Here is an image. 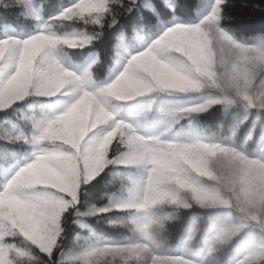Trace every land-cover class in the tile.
Segmentation results:
<instances>
[{
  "label": "clouds",
  "instance_id": "1",
  "mask_svg": "<svg viewBox=\"0 0 264 264\" xmlns=\"http://www.w3.org/2000/svg\"><path fill=\"white\" fill-rule=\"evenodd\" d=\"M46 3L0 0L32 23L20 38H0V111L28 98L38 105L15 110L23 129L0 132L26 149L23 164L0 183V264H183L169 253L166 234L194 207L225 210L207 237L209 255L246 241L236 264H264V32L237 37L231 0H200L189 19L178 17V0H161L170 16L157 19L155 38L135 52L117 38L119 66L100 79L99 51L82 63L72 52L99 40L137 0L123 11L110 7L120 0H68L48 16ZM132 32L139 38L135 26ZM137 98L133 119L122 118L124 102ZM213 108L240 110L226 139L201 132L199 114ZM257 128L252 156L246 145ZM102 173L116 190L102 204L82 200ZM91 218L128 236L105 242L84 234ZM72 225L81 231L70 234ZM197 232L193 215L183 243Z\"/></svg>",
  "mask_w": 264,
  "mask_h": 264
},
{
  "label": "trees",
  "instance_id": "2",
  "mask_svg": "<svg viewBox=\"0 0 264 264\" xmlns=\"http://www.w3.org/2000/svg\"><path fill=\"white\" fill-rule=\"evenodd\" d=\"M37 2L43 3L44 0H37ZM67 2L68 0H47V3L44 4L43 14L45 16L53 14L60 6ZM130 2L131 0H120L119 4L112 3L110 7L120 10L122 4ZM231 2L233 7L229 9V13L234 19L229 24L237 37L243 36L248 39H255L260 33L264 32V12H259L253 7L254 5L264 7V0H231ZM140 3L141 0H137V5ZM199 3L200 0H178L179 7L176 9L178 17L183 19L193 17ZM166 10L168 16L161 17L154 9L149 10L139 6L133 7L126 15L120 16L119 22L115 26L105 28L99 40L94 41L92 45L84 49L73 50L72 60L82 63L90 52L94 50L99 51L104 63L98 70V77L100 79L109 78L117 66L116 54L112 47L117 38H122L123 45L128 51L141 50L144 43L155 38L157 34V19L163 21L169 18V10ZM18 11L19 9L17 8L9 10L0 8V17L9 16L15 21L14 24L0 23V38L6 35L20 38L31 30L32 23L30 21H25L15 16ZM133 26L138 29L139 38L133 34ZM30 104L33 105V108L38 107L34 98H28L7 110L0 111V132L23 129V122L18 120L14 113L16 109L28 111ZM250 111L254 112L255 110ZM239 114L240 110L236 108L231 109L227 113H221L218 108H213L199 114V119L204 125L201 129L202 134L226 139L229 134L230 123ZM249 123L250 121L246 122L245 127L240 130L236 138H244ZM259 139V128H257L253 138L247 144L250 151L256 147ZM25 153L26 149L24 146L0 139V183L10 178L14 171L23 164ZM116 188V183H107L106 173H102L101 176L85 186L86 191L82 196V200H90L97 204H102L106 201L107 194L114 192ZM193 215L198 218V232L193 240L185 244L182 238L189 217ZM86 224L88 227L83 229L84 234H87L91 230L98 239L105 242L123 241L128 236L126 231L107 227L103 223H98L95 218L87 219ZM215 225L216 223L211 219V213L208 210L195 207L189 210H182L179 219L168 225L166 235L169 253L181 255L186 260L196 263L217 261L218 264H236V261L244 255L248 248L241 241H235L231 245L220 248L209 255L207 237L216 227ZM73 231L81 230L72 225L69 233L71 234Z\"/></svg>",
  "mask_w": 264,
  "mask_h": 264
},
{
  "label": "rangeland",
  "instance_id": "3",
  "mask_svg": "<svg viewBox=\"0 0 264 264\" xmlns=\"http://www.w3.org/2000/svg\"><path fill=\"white\" fill-rule=\"evenodd\" d=\"M148 42H150V41H148ZM148 42H146V43H148ZM146 43H144V45ZM136 51H139V49H136ZM134 52H135V50H134ZM118 66L119 65L117 63L116 69L118 68ZM192 95H193L194 98H196V97H199L200 95H203V93H196V94H192ZM140 99L141 98H137L136 100H133V101L124 102V106H123V108L121 110V113H120L121 117L124 118V119H126V120H132L133 119V116H134V113L137 111V105H138V102L140 101ZM153 123H154V119L153 118H150L149 120H147L145 122V126L147 128H151V126H152ZM176 130H179V126H177V129ZM242 140H243L242 137H240V139L239 138H236V142L238 143L237 146L241 143ZM258 143H259V140L257 141L256 147L253 150H251V151L248 149V147L246 145L247 154L254 156L255 153L257 152ZM208 211L211 213V219L216 223V225L223 218L224 213H225V210L222 209V208L208 209ZM241 242L249 247V243L248 242H246V241H241ZM190 264H201V263H196V262H191L190 261Z\"/></svg>",
  "mask_w": 264,
  "mask_h": 264
},
{
  "label": "snow or ice",
  "instance_id": "4",
  "mask_svg": "<svg viewBox=\"0 0 264 264\" xmlns=\"http://www.w3.org/2000/svg\"><path fill=\"white\" fill-rule=\"evenodd\" d=\"M133 3V0H131L130 3L128 4H122L120 10L123 11L125 9H128ZM119 4V3H117ZM139 7H143L149 10H155V12H157L159 14V16L161 17H167L168 16V12L166 10V8L163 6V4L161 3V0H141V3L139 5H136ZM133 7L130 8V11L132 10ZM0 23L3 24H14L15 21L13 19H11V17L9 16H3L0 17ZM183 264H190V261L186 260L183 258Z\"/></svg>",
  "mask_w": 264,
  "mask_h": 264
}]
</instances>
